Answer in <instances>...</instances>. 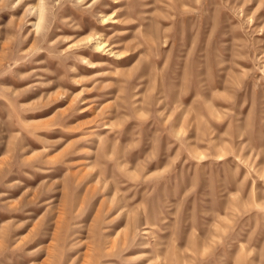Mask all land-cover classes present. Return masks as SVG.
Returning a JSON list of instances; mask_svg holds the SVG:
<instances>
[{
    "label": "rangeland",
    "instance_id": "1",
    "mask_svg": "<svg viewBox=\"0 0 264 264\" xmlns=\"http://www.w3.org/2000/svg\"><path fill=\"white\" fill-rule=\"evenodd\" d=\"M0 264H264V0H0Z\"/></svg>",
    "mask_w": 264,
    "mask_h": 264
},
{
    "label": "bare ground",
    "instance_id": "2",
    "mask_svg": "<svg viewBox=\"0 0 264 264\" xmlns=\"http://www.w3.org/2000/svg\"><path fill=\"white\" fill-rule=\"evenodd\" d=\"M43 13H44V10L40 13V17H39V20H40V22L43 20ZM38 25V28L40 27V25L39 24H37ZM94 38H95V36H94ZM89 39L90 40H93V38L92 37H89ZM97 50H103L104 48H102V45H98L97 47ZM91 64V63H90Z\"/></svg>",
    "mask_w": 264,
    "mask_h": 264
}]
</instances>
